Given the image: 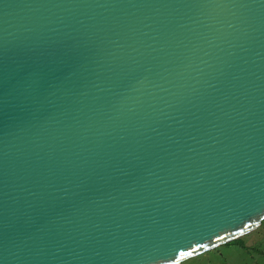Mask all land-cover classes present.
<instances>
[{"label":"water","instance_id":"water-1","mask_svg":"<svg viewBox=\"0 0 264 264\" xmlns=\"http://www.w3.org/2000/svg\"><path fill=\"white\" fill-rule=\"evenodd\" d=\"M264 220V0H0V264H180Z\"/></svg>","mask_w":264,"mask_h":264},{"label":"rangeland","instance_id":"rangeland-1","mask_svg":"<svg viewBox=\"0 0 264 264\" xmlns=\"http://www.w3.org/2000/svg\"><path fill=\"white\" fill-rule=\"evenodd\" d=\"M180 264H264V227L260 224L240 239L204 251Z\"/></svg>","mask_w":264,"mask_h":264},{"label":"trees","instance_id":"trees-1","mask_svg":"<svg viewBox=\"0 0 264 264\" xmlns=\"http://www.w3.org/2000/svg\"><path fill=\"white\" fill-rule=\"evenodd\" d=\"M261 226L264 227V220L261 222ZM238 239H240V238H238ZM238 239H235V240H238Z\"/></svg>","mask_w":264,"mask_h":264}]
</instances>
